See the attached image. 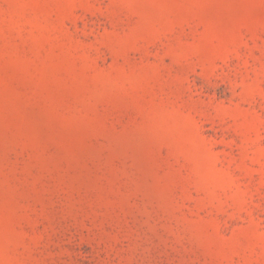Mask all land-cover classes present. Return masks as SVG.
I'll return each instance as SVG.
<instances>
[{"label": "rangeland", "instance_id": "1", "mask_svg": "<svg viewBox=\"0 0 264 264\" xmlns=\"http://www.w3.org/2000/svg\"><path fill=\"white\" fill-rule=\"evenodd\" d=\"M0 264H264V0H0Z\"/></svg>", "mask_w": 264, "mask_h": 264}]
</instances>
